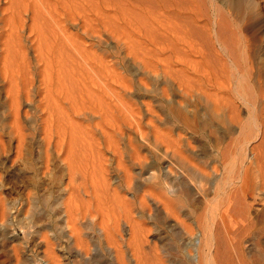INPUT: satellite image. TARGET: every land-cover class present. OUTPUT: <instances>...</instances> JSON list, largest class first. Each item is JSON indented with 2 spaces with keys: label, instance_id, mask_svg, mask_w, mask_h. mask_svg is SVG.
I'll list each match as a JSON object with an SVG mask.
<instances>
[{
  "label": "bare ground",
  "instance_id": "1",
  "mask_svg": "<svg viewBox=\"0 0 264 264\" xmlns=\"http://www.w3.org/2000/svg\"><path fill=\"white\" fill-rule=\"evenodd\" d=\"M257 2L0 0V264H264Z\"/></svg>",
  "mask_w": 264,
  "mask_h": 264
},
{
  "label": "rangeland",
  "instance_id": "2",
  "mask_svg": "<svg viewBox=\"0 0 264 264\" xmlns=\"http://www.w3.org/2000/svg\"><path fill=\"white\" fill-rule=\"evenodd\" d=\"M244 1L246 2L247 7H249L250 9H252V8H254V7H257V4L259 3V2H257V1H259V0H244ZM249 5H250V6H249ZM254 5H255V6H254ZM242 111H243V113H244V115H245L246 109H243V108H242V109H241V112H242ZM242 117H243V116H242ZM211 146H212L211 148L208 147V152H209V151H210V152H211V151H212V152H213V151H216V150H215V147H214V145H213V143H211ZM210 152H209V154H211ZM19 221H20V220H19ZM14 222H15V224L18 223V221H16V220H15ZM16 242H18V240H17ZM16 242H15V243H16ZM23 264H25V263H23ZM42 264H44V263H42Z\"/></svg>",
  "mask_w": 264,
  "mask_h": 264
}]
</instances>
